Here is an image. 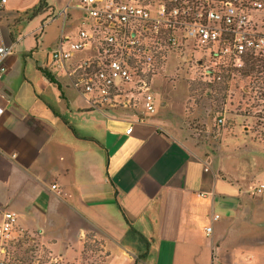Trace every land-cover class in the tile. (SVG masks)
Listing matches in <instances>:
<instances>
[{
    "label": "crops",
    "instance_id": "1",
    "mask_svg": "<svg viewBox=\"0 0 264 264\" xmlns=\"http://www.w3.org/2000/svg\"><path fill=\"white\" fill-rule=\"evenodd\" d=\"M40 2L0 11V46H13L0 79V224L15 213L13 234L69 264L89 235L103 264H264V142L239 123L202 142L183 110L160 104L93 105L52 59L82 12Z\"/></svg>",
    "mask_w": 264,
    "mask_h": 264
},
{
    "label": "built area",
    "instance_id": "2",
    "mask_svg": "<svg viewBox=\"0 0 264 264\" xmlns=\"http://www.w3.org/2000/svg\"><path fill=\"white\" fill-rule=\"evenodd\" d=\"M70 6L83 22L60 39L53 64L67 70L93 105L153 114L165 82L186 78L210 89L224 74L241 75L249 61L264 64V0H70ZM12 53V45L0 46V79ZM263 190L264 183L257 187ZM15 220V213H5L1 245L13 238ZM1 245L0 264H25ZM50 263L64 261L56 256Z\"/></svg>",
    "mask_w": 264,
    "mask_h": 264
},
{
    "label": "rangeland",
    "instance_id": "3",
    "mask_svg": "<svg viewBox=\"0 0 264 264\" xmlns=\"http://www.w3.org/2000/svg\"><path fill=\"white\" fill-rule=\"evenodd\" d=\"M253 65V61H249L245 71L234 79L230 74H224L219 84L210 89L200 81L190 84L186 78L165 82L166 87L156 91L158 104L166 106L167 110H183L188 129H194L197 139L202 142L216 143L223 123L229 128L239 123L257 140L264 142V67L260 66L259 71L257 66L253 69ZM207 125L210 128L207 129ZM12 237L2 245L14 259L25 264H52L50 261L54 256L37 236L14 233ZM101 250L99 241L89 235L84 254L75 264H103L105 255Z\"/></svg>",
    "mask_w": 264,
    "mask_h": 264
},
{
    "label": "trees",
    "instance_id": "4",
    "mask_svg": "<svg viewBox=\"0 0 264 264\" xmlns=\"http://www.w3.org/2000/svg\"><path fill=\"white\" fill-rule=\"evenodd\" d=\"M43 3H44V0H41V2L39 3V8H41V6L43 5ZM253 63H254V65H253V69L257 66V68L259 69V71H261V69L262 68H260V66H263L264 67V64H262L259 60H253ZM44 73H45V75L49 78V79H51V80H54L53 79V76L51 75V73H49L47 70H44L43 71ZM28 240H29V238H28Z\"/></svg>",
    "mask_w": 264,
    "mask_h": 264
}]
</instances>
